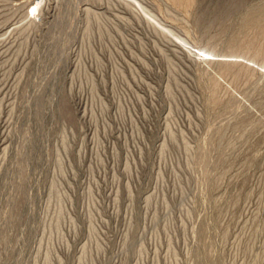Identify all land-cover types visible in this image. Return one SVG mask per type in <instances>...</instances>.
Listing matches in <instances>:
<instances>
[{
	"label": "rangeland",
	"instance_id": "374dc122",
	"mask_svg": "<svg viewBox=\"0 0 264 264\" xmlns=\"http://www.w3.org/2000/svg\"><path fill=\"white\" fill-rule=\"evenodd\" d=\"M0 264H264V0H0Z\"/></svg>",
	"mask_w": 264,
	"mask_h": 264
},
{
	"label": "bare ground",
	"instance_id": "6f19581e",
	"mask_svg": "<svg viewBox=\"0 0 264 264\" xmlns=\"http://www.w3.org/2000/svg\"><path fill=\"white\" fill-rule=\"evenodd\" d=\"M178 1V0H177ZM180 2V1H179Z\"/></svg>",
	"mask_w": 264,
	"mask_h": 264
}]
</instances>
